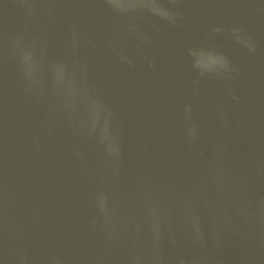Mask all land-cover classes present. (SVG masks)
Returning <instances> with one entry per match:
<instances>
[{
	"label": "clouds",
	"instance_id": "9594fccd",
	"mask_svg": "<svg viewBox=\"0 0 264 264\" xmlns=\"http://www.w3.org/2000/svg\"><path fill=\"white\" fill-rule=\"evenodd\" d=\"M111 23L99 28L85 23L95 15L97 0H11L22 22L0 33V62L15 64L25 95L43 109L31 133L37 151L43 137L62 132L71 138L74 161L87 190L94 240L69 259L48 243L51 224L39 199L24 211L26 224L12 214L15 192L7 180L0 186V260L3 264H229L219 254L223 238L234 237L243 248L264 253V161L242 168L228 161L227 135L240 124L223 104L214 109L224 136L209 139L204 123L185 104L181 133L185 151L201 166L186 181H177L150 164L129 171L126 124L109 100L105 85L93 77L95 60L107 49L120 63L135 67V55L155 68L156 35H166L153 18L183 29L186 0H101ZM6 3L3 11L7 13ZM264 11V9H258ZM66 26V31H65ZM256 53L258 42L242 25H212L204 42L186 49L192 92L213 80L239 101L231 82L240 68L220 48L217 37ZM144 148L148 134L137 133ZM31 240L35 251L25 247ZM177 249L169 252V248ZM216 250V251H213ZM232 264H237L236 261Z\"/></svg>",
	"mask_w": 264,
	"mask_h": 264
},
{
	"label": "water",
	"instance_id": "95a60500",
	"mask_svg": "<svg viewBox=\"0 0 264 264\" xmlns=\"http://www.w3.org/2000/svg\"><path fill=\"white\" fill-rule=\"evenodd\" d=\"M8 4L7 13L3 11ZM95 15L85 23L103 28L111 23V13L101 0ZM264 0H186L188 20L177 29L153 18L164 27L166 35H156L151 54L157 57L155 68L135 55V67L122 64L102 48L95 60L93 77L100 80L126 124L125 152L129 171L147 163L177 181H186L201 166V161L185 151L181 119L185 104H192L195 114L205 125L209 139L225 133L215 119L214 109L223 104L240 124L227 135L228 161L236 168L264 161ZM22 15L11 0H0V33L17 27ZM242 25L258 42L256 53L235 44L227 35L217 37L220 48L240 68L231 82L239 101L224 91V86L205 80L202 97L192 92L190 62L186 49L204 42L212 25ZM66 31V26H65ZM43 118V109L25 95L15 64L0 62V186L7 180L15 192L12 214L26 224L25 207L33 198L44 205L51 224L48 243L70 260L87 250L94 240L89 219L87 190L74 161L71 138L57 132L41 139L37 151L31 133ZM143 128L148 147L137 137ZM264 194V182L254 185ZM25 247L35 251L31 240ZM177 251L170 247L169 252ZM216 251V250H213ZM219 254L237 264H264V253L243 248L232 236L223 238ZM0 264L3 261L0 260Z\"/></svg>",
	"mask_w": 264,
	"mask_h": 264
}]
</instances>
